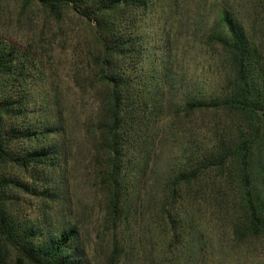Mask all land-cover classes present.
<instances>
[{"label": "trees", "instance_id": "1", "mask_svg": "<svg viewBox=\"0 0 264 264\" xmlns=\"http://www.w3.org/2000/svg\"><path fill=\"white\" fill-rule=\"evenodd\" d=\"M15 1L19 25L40 9L57 23L58 43L73 20L82 42L60 77L72 88L57 81V98L31 106L36 52L8 42L0 21V264H80L79 230L64 213L42 241V227L19 214L23 193L57 195L70 209L74 157L85 150L77 149V134L87 142L86 176L104 196L111 262L126 251L117 231L141 219L162 217L171 238L182 237L186 196L201 199L217 223L227 222L232 243L251 253L264 239V0L198 1L192 17L190 9L177 17L186 25L180 48L166 36L167 50L159 46L157 56L152 48L146 73L138 21L154 14L163 32L175 0ZM194 114L207 120L204 136L199 124L183 126L181 117ZM166 121L171 137L160 134ZM21 172L50 179L38 191ZM44 221L51 223L48 215Z\"/></svg>", "mask_w": 264, "mask_h": 264}, {"label": "rangeland", "instance_id": "2", "mask_svg": "<svg viewBox=\"0 0 264 264\" xmlns=\"http://www.w3.org/2000/svg\"><path fill=\"white\" fill-rule=\"evenodd\" d=\"M198 1L200 0H175L174 5L169 3L171 5L170 10L173 9L174 12L173 18L169 20L167 18L163 32L158 31L161 23L155 19L154 14L145 17L143 20L145 22L138 21L140 24L138 31L144 37L142 41L146 53V59L143 63L145 73L150 71L148 63L153 55L152 48L155 49L157 56L162 50L159 46L163 48L162 51L167 50L166 36L173 47L180 48V44L185 38L186 25L183 17L182 22L184 24L179 23L178 25L177 17L181 19L180 14L186 13L188 9H190L189 11L192 10L189 14L192 17L197 9ZM15 2V0H3L2 4L5 8L0 11V21L3 20L5 23L2 28L7 29L6 33H3L8 37V42L19 50L28 47L36 52L31 70L32 76L30 77L32 96L30 105L33 106L34 103L43 102L45 97L52 100L55 95L57 98V81L60 89L65 86L72 88L70 81H61L60 77L65 74L74 48L82 42V31L78 28L75 20L73 22L68 21L66 24L68 38L66 42L58 43L57 23L50 21L47 14L40 9H36L35 12L31 11L23 18V24L19 25L15 20L18 10L15 8ZM175 9L179 13L178 15ZM259 9H264V3ZM248 10H250V6L246 8L247 13ZM152 16L155 21L154 24L149 23L153 18ZM29 18L31 21L28 22ZM76 29L79 31L76 32ZM64 59H67L66 62ZM192 118L193 120L189 121L188 118L181 117L182 122H184L183 126H186L185 123H189V126L199 124L198 134L204 136L206 118L199 114H194ZM36 122L39 123L37 120ZM171 126V121L169 123L166 121L161 132L159 131L160 134L163 137H171L175 132ZM163 129L167 130V133L163 134ZM75 141L78 146L77 149L85 147V150L76 152L74 157L76 173L70 177L68 195L71 201L70 209L64 210L60 207L61 204L57 201V195L52 200L31 193H23V203L20 204L19 214L35 221L42 227L43 232L38 233L40 241L48 236L49 228L54 231L60 226L58 215L64 213L65 219H69L70 223L77 226L79 230V238L84 246V253L80 255V264H264V239L252 244L254 247L251 253H248L247 250L244 251L242 247H237L232 243L226 221L217 223L209 211L204 208V202L201 199L191 203L186 199L188 196L185 197L187 212L185 216L179 215L182 221L185 220V223H182L186 226L182 237L178 236L173 240L162 217L154 216L153 218L141 219L139 222L132 223L127 231H117V238L123 241L126 251H123L115 262H111L109 254L112 233L111 235L102 233L104 196L93 180H88L86 176L89 174L88 158L90 156L86 149L85 138L77 134ZM164 169V165L160 164L158 172L162 173ZM20 174L29 183L36 184L39 188L38 191L44 190L47 185H45L44 178H49L46 176L47 174L41 173L40 177L43 178V181H34L24 173L21 172ZM53 176L52 179L55 182L48 183L51 188L57 184V174ZM45 215L49 216L51 223L44 221ZM129 233H133V235L130 236ZM131 243H133V248H129Z\"/></svg>", "mask_w": 264, "mask_h": 264}]
</instances>
